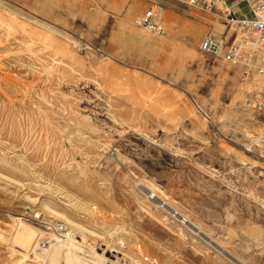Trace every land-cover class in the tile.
<instances>
[{"label": "rangeland", "instance_id": "1", "mask_svg": "<svg viewBox=\"0 0 264 264\" xmlns=\"http://www.w3.org/2000/svg\"><path fill=\"white\" fill-rule=\"evenodd\" d=\"M57 1L0 0V264H264V60L235 66L232 109L205 101L171 134L122 98L118 14ZM21 221L51 240L31 249ZM61 222L75 237L37 259Z\"/></svg>", "mask_w": 264, "mask_h": 264}, {"label": "crops", "instance_id": "2", "mask_svg": "<svg viewBox=\"0 0 264 264\" xmlns=\"http://www.w3.org/2000/svg\"><path fill=\"white\" fill-rule=\"evenodd\" d=\"M10 1L19 6L29 2ZM38 1L43 3V0ZM57 2L70 6L73 13L78 11L84 14L91 12L92 4L102 5L104 8L93 10L101 13L104 21L110 20L113 14H118V28L123 33L121 39L132 48L130 55L117 60L115 71L112 72L117 83L124 87L125 94L122 98L138 102L137 109H140L141 115L155 117L159 126L171 128V134L177 131H173L175 125L189 118H195L197 124V105L214 101L219 108L223 106L221 104H227L232 109V102L239 99L235 92L236 65L200 49V44L209 33L225 38L229 46L234 41L237 25L176 0ZM154 4L162 10L165 28L162 35L150 32L136 22ZM238 10L239 13L252 15L248 2L240 3ZM225 79L231 83L224 85ZM225 86H229V91H225ZM225 95L228 103H221ZM133 106L136 108V105ZM195 129L191 132L197 136L205 133L201 125H196ZM227 143L233 147L229 141ZM253 145L254 142L251 141L249 148Z\"/></svg>", "mask_w": 264, "mask_h": 264}, {"label": "built area", "instance_id": "3", "mask_svg": "<svg viewBox=\"0 0 264 264\" xmlns=\"http://www.w3.org/2000/svg\"><path fill=\"white\" fill-rule=\"evenodd\" d=\"M197 10L213 14L229 24L237 25L234 41L228 46L226 39L212 33L205 36L200 49L206 53L219 56L234 65L244 64L250 72L252 60H264V0H176ZM248 2L252 15L239 13L238 6ZM137 24L157 35H162L165 28L162 22V10L154 4L136 20ZM258 62V61H257ZM251 65V66H250ZM263 69V68H262ZM251 102L264 105L260 98ZM248 105H252V103ZM34 219L40 221L42 216L34 214ZM48 231L52 237H61L67 231L63 222L49 224ZM51 240L40 239L38 246H46Z\"/></svg>", "mask_w": 264, "mask_h": 264}, {"label": "bare ground", "instance_id": "4", "mask_svg": "<svg viewBox=\"0 0 264 264\" xmlns=\"http://www.w3.org/2000/svg\"><path fill=\"white\" fill-rule=\"evenodd\" d=\"M11 178V177H10ZM156 195H155V193H151L150 194V198H154ZM160 198V197H159ZM161 199V198H160ZM162 201V204H161V206L162 207H165V205H166V203H165V201L164 200H160V202ZM43 207L45 208V209H47V210H50L53 214H55V215H57V216H60V217H62L64 220H65V222L66 223H68V224H71V225H73L74 226V228H73V231L75 230V229H79V230H82V231H89V232H91V233H95L94 231H91V230H89L86 226H84L82 223H80V222H76V221H74L73 219H71V218H69L66 214H64V213H62V212H60V211H58V210H55V208L53 209L52 207H51V205L48 203V202H43ZM93 214H96V212H97V210H96V208L93 206L92 207V211H91ZM180 221L183 223V224H185L186 222H187V220L185 219V218H181L180 219ZM195 224V223H194ZM198 226V225H197ZM18 228H20L19 229V238L20 239H22L23 240V242L25 243V242H27V246L28 245H30L31 244V246H29L30 248L31 247H34L35 249H38V243H39V241L36 243V241L34 242L35 244L33 245L31 242H29L30 241V239H29V237L27 238V235L28 236H35V235H37V234H39V232L35 229V227H33V226H31V224L29 225L28 223H26L25 221H21V226L20 227H18ZM199 229V228H198ZM201 231V230H200ZM80 232V231H79ZM88 232V233H89ZM70 233H72V232H67V235H65V238H64V236L63 237H56V242H55V244L51 247V249H49L48 251H46L45 250V253H43V254H41V255H39V256H37L36 258L37 259H50V262H52L54 259H53V255L51 254V252L50 251H56L57 253H60L61 252V250H62V248L64 247V243H67V242H69L70 240H71V238H70V236H73V237H75L74 236V232H73V234H70ZM205 234V233H204ZM70 235V236H69ZM206 235V234H205ZM16 236H18V235H16ZM35 238V237H34ZM73 240V239H72ZM30 243V244H29ZM70 243V242H69ZM72 243V242H71ZM217 243V242H216ZM73 244V243H72ZM67 245V244H66ZM219 245V244H218ZM222 247V246H221ZM40 248V247H39ZM74 248V247H73ZM28 249V248H27ZM32 249V248H31ZM41 249V248H40ZM224 249V248H223ZM225 250V249H224ZM36 252V251H35ZM97 254V253H96ZM225 254V253H224ZM103 256V255H102ZM95 257H96V255H95ZM97 258V257H96ZM49 259H48V261H49ZM99 259V258H98ZM101 260H103V259H101ZM103 262V261H102ZM236 262V261H235Z\"/></svg>", "mask_w": 264, "mask_h": 264}]
</instances>
